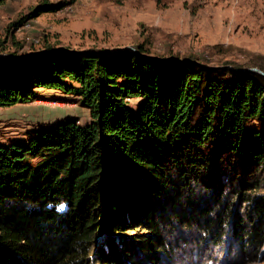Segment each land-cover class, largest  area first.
Here are the masks:
<instances>
[{"label":"trees","instance_id":"1","mask_svg":"<svg viewBox=\"0 0 264 264\" xmlns=\"http://www.w3.org/2000/svg\"><path fill=\"white\" fill-rule=\"evenodd\" d=\"M59 7L35 6L11 26ZM11 35L0 107L48 88L79 98L90 119L0 140V264H170L179 230L257 256L264 75L246 69L264 72V56L227 67L150 56L142 45L23 52Z\"/></svg>","mask_w":264,"mask_h":264},{"label":"rangeland","instance_id":"2","mask_svg":"<svg viewBox=\"0 0 264 264\" xmlns=\"http://www.w3.org/2000/svg\"><path fill=\"white\" fill-rule=\"evenodd\" d=\"M46 2L60 7L11 26ZM12 33L24 44L23 52L45 45L79 51L142 45L154 57L194 55L203 64L231 67L264 56V0H2L0 51L13 49ZM36 91L35 101L0 107L1 141L24 138L27 130L66 116L80 124L89 121V110L79 98L48 88ZM139 101L129 99L131 108ZM176 237L170 264H264V245L257 256H245L234 242L205 246L197 243V232L184 230Z\"/></svg>","mask_w":264,"mask_h":264},{"label":"water","instance_id":"3","mask_svg":"<svg viewBox=\"0 0 264 264\" xmlns=\"http://www.w3.org/2000/svg\"><path fill=\"white\" fill-rule=\"evenodd\" d=\"M126 48H128V47H124V48L116 49V50H108V51H109V52H117V51H120V50H124V49H126ZM132 49H134V48H132ZM134 50H135V49H134ZM0 56H3V55L0 54ZM246 70L257 71V72H259L260 74L264 75V72L261 71V70H259L258 68H254V67H252V68H247Z\"/></svg>","mask_w":264,"mask_h":264},{"label":"crops","instance_id":"4","mask_svg":"<svg viewBox=\"0 0 264 264\" xmlns=\"http://www.w3.org/2000/svg\"><path fill=\"white\" fill-rule=\"evenodd\" d=\"M50 90H54V89H50ZM56 91H59V90H56ZM65 94V93H64ZM71 116H66V117H63V118H59L57 119L54 123L52 124H55L56 122L60 121V120H63V119H66V118H70Z\"/></svg>","mask_w":264,"mask_h":264}]
</instances>
